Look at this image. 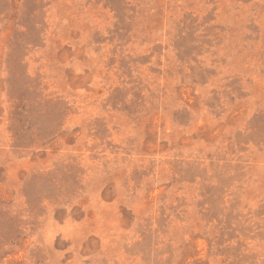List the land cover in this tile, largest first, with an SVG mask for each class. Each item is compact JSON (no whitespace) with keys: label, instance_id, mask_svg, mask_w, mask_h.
Segmentation results:
<instances>
[{"label":"rangeland","instance_id":"rangeland-1","mask_svg":"<svg viewBox=\"0 0 264 264\" xmlns=\"http://www.w3.org/2000/svg\"><path fill=\"white\" fill-rule=\"evenodd\" d=\"M0 264H264V0H0Z\"/></svg>","mask_w":264,"mask_h":264}]
</instances>
